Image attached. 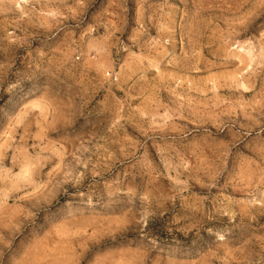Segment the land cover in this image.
Instances as JSON below:
<instances>
[{"label": "clouds", "instance_id": "9594fccd", "mask_svg": "<svg viewBox=\"0 0 264 264\" xmlns=\"http://www.w3.org/2000/svg\"><path fill=\"white\" fill-rule=\"evenodd\" d=\"M0 264H264V0H0Z\"/></svg>", "mask_w": 264, "mask_h": 264}]
</instances>
